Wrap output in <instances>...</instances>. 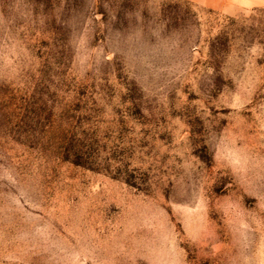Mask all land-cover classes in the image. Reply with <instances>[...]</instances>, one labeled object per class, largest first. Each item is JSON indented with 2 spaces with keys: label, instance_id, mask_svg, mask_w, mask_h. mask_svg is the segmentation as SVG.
I'll use <instances>...</instances> for the list:
<instances>
[{
  "label": "rangeland",
  "instance_id": "1",
  "mask_svg": "<svg viewBox=\"0 0 264 264\" xmlns=\"http://www.w3.org/2000/svg\"><path fill=\"white\" fill-rule=\"evenodd\" d=\"M0 264H264V0H0Z\"/></svg>",
  "mask_w": 264,
  "mask_h": 264
},
{
  "label": "crops",
  "instance_id": "2",
  "mask_svg": "<svg viewBox=\"0 0 264 264\" xmlns=\"http://www.w3.org/2000/svg\"><path fill=\"white\" fill-rule=\"evenodd\" d=\"M204 1H206V0H204Z\"/></svg>",
  "mask_w": 264,
  "mask_h": 264
}]
</instances>
